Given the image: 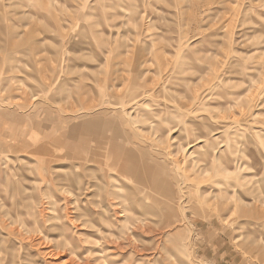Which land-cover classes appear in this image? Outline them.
<instances>
[{
  "label": "rangeland",
  "instance_id": "rangeland-1",
  "mask_svg": "<svg viewBox=\"0 0 264 264\" xmlns=\"http://www.w3.org/2000/svg\"><path fill=\"white\" fill-rule=\"evenodd\" d=\"M0 264H264V0H0Z\"/></svg>",
  "mask_w": 264,
  "mask_h": 264
},
{
  "label": "bare ground",
  "instance_id": "bare-ground-1",
  "mask_svg": "<svg viewBox=\"0 0 264 264\" xmlns=\"http://www.w3.org/2000/svg\"><path fill=\"white\" fill-rule=\"evenodd\" d=\"M205 139H206L205 137H196V136H195V142H197L198 145H200V144H204L205 141H206ZM202 147H203V146H202ZM223 148H224V147H223ZM223 148H222V149H223ZM121 167H122V166H121ZM244 167H245V166H244ZM122 168H123V167H122ZM93 188H94V187L92 186V188H91L92 191H91V192L94 191ZM91 189H90V190H91ZM228 202H229V201H228ZM113 210H114V209H113ZM107 211H108V210H107ZM109 211H110V210H109ZM109 211H108V212H109ZM125 211L127 212V210H125ZM113 212H114V211H113Z\"/></svg>",
  "mask_w": 264,
  "mask_h": 264
}]
</instances>
